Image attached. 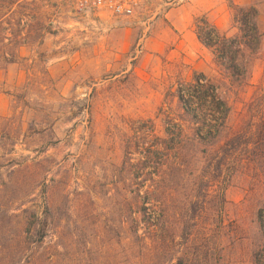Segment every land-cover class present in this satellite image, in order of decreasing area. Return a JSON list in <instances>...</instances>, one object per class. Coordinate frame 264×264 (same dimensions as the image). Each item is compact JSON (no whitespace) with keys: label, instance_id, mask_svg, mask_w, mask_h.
<instances>
[{"label":"rangeland","instance_id":"374dc122","mask_svg":"<svg viewBox=\"0 0 264 264\" xmlns=\"http://www.w3.org/2000/svg\"><path fill=\"white\" fill-rule=\"evenodd\" d=\"M263 211L264 0H0V264H264Z\"/></svg>","mask_w":264,"mask_h":264},{"label":"trees","instance_id":"16d2710c","mask_svg":"<svg viewBox=\"0 0 264 264\" xmlns=\"http://www.w3.org/2000/svg\"><path fill=\"white\" fill-rule=\"evenodd\" d=\"M233 9L232 19L237 24V35L226 37L220 34L217 28L203 16L199 18L202 29L194 24L193 31L195 38L203 46L211 49L214 57L220 60L219 64H224V67L236 72L237 56L243 49L255 50L259 44L260 34L257 31L256 13L253 7H234ZM259 223L264 238V211Z\"/></svg>","mask_w":264,"mask_h":264},{"label":"built area","instance_id":"2783aa9c","mask_svg":"<svg viewBox=\"0 0 264 264\" xmlns=\"http://www.w3.org/2000/svg\"><path fill=\"white\" fill-rule=\"evenodd\" d=\"M75 11L80 13L105 12L113 16L134 13L147 0H71Z\"/></svg>","mask_w":264,"mask_h":264}]
</instances>
